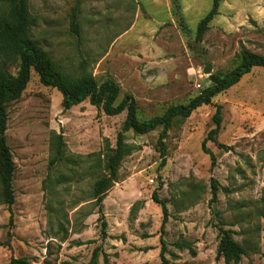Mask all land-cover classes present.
<instances>
[{
  "label": "rangeland",
  "instance_id": "rangeland-1",
  "mask_svg": "<svg viewBox=\"0 0 264 264\" xmlns=\"http://www.w3.org/2000/svg\"><path fill=\"white\" fill-rule=\"evenodd\" d=\"M213 3L28 0L30 34L67 75L115 81L118 102L132 96L145 121L188 105L211 77L239 64L242 49L264 56V0H222L201 34ZM218 108L220 132L206 142ZM8 112L15 203L3 204L0 183V264H91L94 252L98 264H162L163 247L169 264H226L218 257L223 232L246 249L240 264H264V69L176 119L165 166L163 128L126 133L130 154L102 206L93 197L108 175L101 161L117 148L127 114L108 117L89 100L65 110L63 96L35 72ZM154 193L169 209L164 230Z\"/></svg>",
  "mask_w": 264,
  "mask_h": 264
},
{
  "label": "trees",
  "instance_id": "trees-1",
  "mask_svg": "<svg viewBox=\"0 0 264 264\" xmlns=\"http://www.w3.org/2000/svg\"><path fill=\"white\" fill-rule=\"evenodd\" d=\"M213 9L200 25L201 34L208 28L218 14L219 4L222 0H213ZM32 20L28 9V0H0V183L2 188L1 198L3 204L11 208L15 203L13 191V176L15 163L7 145L6 132L8 130L9 105L18 101L30 81L31 74L35 72L40 83L47 88L56 89L63 96V107L69 110L89 100L90 104L103 111L108 117H116L126 113L122 131L118 135L117 148L107 147L104 153L103 170L108 175H103L94 188V200L102 206L104 197L112 185L117 181V170L125 157L130 154V148L125 143V134L132 131L138 136H143L163 128L160 133L158 146L161 154L162 166L167 160L166 139L170 128L176 119H187L197 109L211 105L212 100L235 87L256 68L264 69V56L255 54L247 49H242L239 55V64L226 75L211 77L213 85L207 88L198 97L186 106H175L167 110L163 116L141 121L138 117L137 102L132 96H126L121 102L120 86L112 79L98 83L92 76L71 77L67 75L51 58V56L36 43L30 34ZM74 32H79V25H73ZM17 69L16 75L9 72V68ZM216 129L211 131L206 142L216 143L222 125L221 108H218L214 117ZM212 162L215 158L212 155ZM214 198L217 191L214 189ZM153 201L159 205L163 212L162 230L169 219V209L161 201L157 193L153 194ZM264 207V196L260 201ZM264 218V211L261 215ZM13 217H11V224ZM183 247V246H182ZM183 248H188L185 244ZM166 249L161 252L162 264H169L165 258ZM246 249L237 243L229 232H223L218 248V257L226 264H240L246 256ZM99 255L94 252L91 264H98ZM11 264H32L26 259H13Z\"/></svg>",
  "mask_w": 264,
  "mask_h": 264
},
{
  "label": "water",
  "instance_id": "water-1",
  "mask_svg": "<svg viewBox=\"0 0 264 264\" xmlns=\"http://www.w3.org/2000/svg\"><path fill=\"white\" fill-rule=\"evenodd\" d=\"M204 73L205 74H211L212 73V68L211 67H207L205 70H204Z\"/></svg>",
  "mask_w": 264,
  "mask_h": 264
},
{
  "label": "built area",
  "instance_id": "built-area-1",
  "mask_svg": "<svg viewBox=\"0 0 264 264\" xmlns=\"http://www.w3.org/2000/svg\"><path fill=\"white\" fill-rule=\"evenodd\" d=\"M197 88H198V89H200V88H201V86H200V85H198V86H197Z\"/></svg>",
  "mask_w": 264,
  "mask_h": 264
}]
</instances>
